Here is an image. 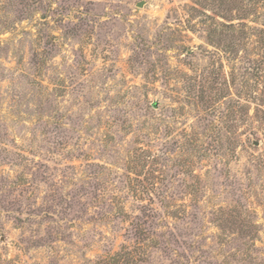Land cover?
<instances>
[{"label": "rangeland", "instance_id": "obj_1", "mask_svg": "<svg viewBox=\"0 0 264 264\" xmlns=\"http://www.w3.org/2000/svg\"><path fill=\"white\" fill-rule=\"evenodd\" d=\"M0 264H264V0H0Z\"/></svg>", "mask_w": 264, "mask_h": 264}, {"label": "water", "instance_id": "obj_2", "mask_svg": "<svg viewBox=\"0 0 264 264\" xmlns=\"http://www.w3.org/2000/svg\"><path fill=\"white\" fill-rule=\"evenodd\" d=\"M143 5H144L143 3H139V4H138L139 7H141V6H143Z\"/></svg>", "mask_w": 264, "mask_h": 264}]
</instances>
